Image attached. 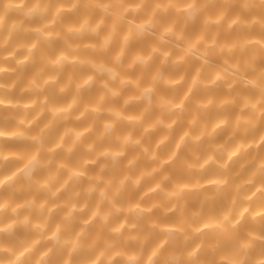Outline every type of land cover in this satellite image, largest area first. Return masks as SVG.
<instances>
[{"label": "clouds", "instance_id": "clouds-1", "mask_svg": "<svg viewBox=\"0 0 264 264\" xmlns=\"http://www.w3.org/2000/svg\"><path fill=\"white\" fill-rule=\"evenodd\" d=\"M0 264H264V0H0Z\"/></svg>", "mask_w": 264, "mask_h": 264}]
</instances>
